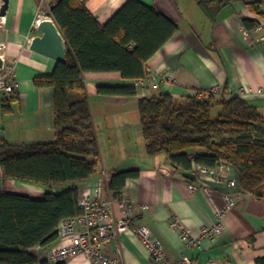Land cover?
I'll use <instances>...</instances> for the list:
<instances>
[{
	"label": "crops",
	"instance_id": "1",
	"mask_svg": "<svg viewBox=\"0 0 264 264\" xmlns=\"http://www.w3.org/2000/svg\"><path fill=\"white\" fill-rule=\"evenodd\" d=\"M59 0H9L5 16L0 0V68L15 64L14 80L18 100L12 94H0V145H28L52 142L56 137L55 96L52 88H38L37 77L51 75L57 61L32 50L31 45L42 32L36 26L42 15ZM101 25H106L131 0H79ZM154 6L179 27L173 38L147 64L145 83L124 81L120 73H87L86 86L102 154V173L110 180L120 172L139 171L122 191L137 209L140 225L150 229L162 241L172 261L188 258L190 264H259L264 258V198L241 188V174L233 166L216 167L237 187H221L189 180L185 171L175 167L166 154L151 157L140 127L138 99L171 95L194 96L219 88L225 99L240 97L264 116V0H231L217 10V0H139ZM243 19L259 23L248 29ZM51 22L55 21L50 17ZM41 21V20H40ZM57 27V25H56ZM58 29V27H57ZM59 33L62 35L60 30ZM63 37V35H62ZM64 39V37H63ZM66 44V40L64 39ZM127 86L137 89V97L100 95L99 87ZM241 91H244L241 94ZM253 91V93L251 92ZM10 107L4 112V104ZM198 151H192L194 156ZM103 175L79 184L80 198L92 193ZM194 181V182H192ZM196 184L197 190H191ZM42 199L60 187H47L22 181H3L0 166V190ZM115 202L114 215L123 216ZM236 205L226 211L227 198ZM146 210H141L142 207ZM226 211L224 233L216 239H202L191 246L183 234L199 238L204 227L212 226L217 213ZM179 221L175 228L173 221ZM61 240L47 247L30 250L41 262L57 249ZM105 254L119 258L121 264H154L141 239L128 231L105 246ZM62 264H94L86 256L71 258Z\"/></svg>",
	"mask_w": 264,
	"mask_h": 264
},
{
	"label": "trees",
	"instance_id": "2",
	"mask_svg": "<svg viewBox=\"0 0 264 264\" xmlns=\"http://www.w3.org/2000/svg\"><path fill=\"white\" fill-rule=\"evenodd\" d=\"M230 1L217 0V10ZM49 11L66 40V61L58 62L51 75L37 77L34 84L54 90L56 137L28 145L4 142L0 166L3 181L60 187L63 192L51 191L37 199L0 190V264H49L30 250L60 239L61 224L82 214L79 184L104 174L85 75L116 72L124 81H144L149 60L179 29L157 8L139 0L129 1L106 25L79 0H59ZM243 23L250 30L259 26L249 19ZM98 92L138 95L135 87L127 86H102ZM224 96L221 91L208 99L139 98L148 155L166 154L185 172L192 171L194 163L211 168L229 164L240 172L243 192L264 198V116L242 98ZM12 100H18L16 93ZM9 111L5 101L4 112ZM194 150L198 152L192 156ZM138 176L139 171L117 172L107 179L113 198L122 199L127 180ZM258 263L264 264V258Z\"/></svg>",
	"mask_w": 264,
	"mask_h": 264
},
{
	"label": "built area",
	"instance_id": "3",
	"mask_svg": "<svg viewBox=\"0 0 264 264\" xmlns=\"http://www.w3.org/2000/svg\"><path fill=\"white\" fill-rule=\"evenodd\" d=\"M43 19H50V17L42 15L36 26ZM14 66L9 69L0 68V94H11L16 90ZM146 80L139 83L143 84ZM243 92L241 91V94ZM251 92L253 93V91ZM220 93L219 88H212L196 94L195 97L207 99ZM254 93L263 96L264 89H259ZM191 172L195 173L196 180H200L204 185L213 183L215 186L237 187L235 181H230L216 168L194 163ZM189 187L191 190L198 189L196 184H190ZM108 191L107 179L103 174L102 178L95 183L92 193L79 199V208L82 214L67 219L61 224L59 229L61 244L48 254L49 264H59L80 255L92 259L94 264H120L119 258L108 257L104 250L112 239L128 231L135 232L141 239L154 264H190V260L186 257L175 261L168 258L166 247L162 241L153 238L150 229L140 225L137 209L129 198L117 200L123 211V216L116 218L114 215L115 202L109 197ZM227 201L226 211L236 205V200L231 197H228ZM146 209L147 207L144 206L141 210ZM226 211H219L216 222L212 226L204 227L199 238H191L184 233L183 239L194 246L199 245L202 239L220 237L224 233L223 218ZM173 225L178 228L179 221H173Z\"/></svg>",
	"mask_w": 264,
	"mask_h": 264
},
{
	"label": "water",
	"instance_id": "4",
	"mask_svg": "<svg viewBox=\"0 0 264 264\" xmlns=\"http://www.w3.org/2000/svg\"><path fill=\"white\" fill-rule=\"evenodd\" d=\"M4 6L1 11V15L5 16L8 9L9 0H3ZM258 1V0H255ZM38 30L42 32V37H36L31 45L32 50L48 56L57 62H65L67 55L66 44L62 35L59 33L56 25L48 19L40 21ZM184 176L189 180H195L196 174L188 171L184 173ZM60 230H58L59 232Z\"/></svg>",
	"mask_w": 264,
	"mask_h": 264
},
{
	"label": "rangeland",
	"instance_id": "5",
	"mask_svg": "<svg viewBox=\"0 0 264 264\" xmlns=\"http://www.w3.org/2000/svg\"><path fill=\"white\" fill-rule=\"evenodd\" d=\"M198 98V97H197ZM199 99H204V98H199ZM208 99V98H207ZM219 113V110L215 113V115L217 116ZM154 238V237H153ZM120 264H121V261H120Z\"/></svg>",
	"mask_w": 264,
	"mask_h": 264
}]
</instances>
